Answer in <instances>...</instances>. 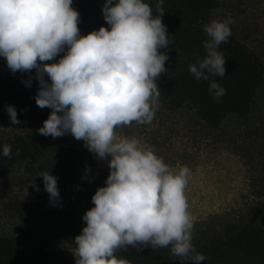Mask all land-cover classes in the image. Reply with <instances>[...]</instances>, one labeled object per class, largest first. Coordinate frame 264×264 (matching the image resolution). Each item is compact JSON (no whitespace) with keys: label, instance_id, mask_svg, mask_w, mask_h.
Wrapping results in <instances>:
<instances>
[{"label":"clouds","instance_id":"1","mask_svg":"<svg viewBox=\"0 0 264 264\" xmlns=\"http://www.w3.org/2000/svg\"><path fill=\"white\" fill-rule=\"evenodd\" d=\"M162 4L157 0L154 16L145 0H104L101 12L108 27L81 35L72 0H0V58L13 74L35 70V104L51 110L37 132L53 139L71 134L98 160H107L104 186L92 195L94 206L82 216L86 226L74 238L75 264H131L115 256L129 246L137 252L171 246L173 256L191 264L206 259L192 245L185 196L191 170L170 168L151 146L116 134L133 122L150 124L158 108L157 80L169 59L160 50L168 49L170 37ZM232 22L204 24L206 56L188 66L197 82L225 76L218 48L230 37ZM32 79L29 75L21 83L30 86ZM208 92L219 99L225 89L211 80ZM5 111L13 125L21 123L14 106L6 105ZM2 154L10 157L11 147L5 144ZM40 177L50 205L56 206L58 178L50 172Z\"/></svg>","mask_w":264,"mask_h":264},{"label":"trees","instance_id":"2","mask_svg":"<svg viewBox=\"0 0 264 264\" xmlns=\"http://www.w3.org/2000/svg\"><path fill=\"white\" fill-rule=\"evenodd\" d=\"M157 14V0H145ZM104 0H72L79 13L78 28L86 35L100 27L107 28L101 7ZM162 23L167 28L168 49H161L169 59L166 71L158 80L161 98L172 112L191 109L194 116L208 131L226 132L230 122L243 123L231 134L224 136L221 145L234 144L244 149L242 156L257 164L260 176L251 179L253 194L234 216L214 215L207 221L193 224L192 245L206 259L201 264H264V118L259 103L264 97V22L256 18L252 8L248 18L241 20V32L231 31L226 43L218 51L225 59V76H209V80L197 82L188 70L190 64L202 60L206 52L202 42L207 39L204 24L213 20L220 8V0H163ZM215 80L225 94L219 99L209 95V82ZM22 106L20 99L9 96V83L0 76V108L6 105ZM49 112H40L31 117L32 125L24 133L0 137V171H9L22 165L37 166L31 170L30 179L40 192H45L44 172L57 177L58 191L71 193L70 200L60 208L50 211L48 220L72 242L86 224L82 216L92 205L91 197L104 186L109 170L99 167L93 153L84 143L71 134L53 139L43 136L37 129L43 126ZM240 133V134H239ZM230 138V139H229ZM259 142L255 149V161L248 157L244 145ZM11 147L10 157L2 154L3 146ZM19 149V155H17ZM254 165V164H253ZM87 166V174H86ZM252 176L253 171H249ZM87 175V179H84ZM254 178V177H252ZM19 210H25L24 203ZM29 209H32L29 208ZM214 219H220L217 223ZM168 248L118 249L115 256L128 259L131 264H191L173 256ZM37 246L24 243L15 235L0 236V264H44L43 253Z\"/></svg>","mask_w":264,"mask_h":264},{"label":"rangeland","instance_id":"3","mask_svg":"<svg viewBox=\"0 0 264 264\" xmlns=\"http://www.w3.org/2000/svg\"><path fill=\"white\" fill-rule=\"evenodd\" d=\"M252 8L256 9V18L264 22V0H220V8L213 19L231 18L230 30L241 32V20L248 18ZM80 34L86 35L84 32ZM62 55L59 54L55 60ZM29 75L33 77L30 86L21 83L22 80L27 81ZM0 76L9 83V96L23 103L22 106L10 105L15 107L17 119L21 122L16 125L10 122L5 107L0 108V137L24 133L32 125L31 117L44 111L50 113V109H41L35 104L34 97L39 90L38 82L34 79L35 70L29 74H13L5 60L0 58ZM161 97L150 124L138 125L133 122L130 126L117 128L116 134L136 137L141 143L151 146L170 168L183 165L191 170L185 196L193 224L207 221L214 215L234 216L246 207L247 200L254 193L249 186L251 179L260 176L259 170H254L256 162L251 159L249 162L242 156L244 149L241 146L221 145L223 137H230L228 135L243 123H228L225 133L208 131L191 109L172 112ZM259 107L256 116L262 113L264 118V97H261ZM259 145V142L244 145L247 153H250L247 156L255 161L258 160L254 152ZM97 161L99 167H107V160ZM36 167L30 164L0 171V236L15 235L24 243L37 246V253H43L44 264H75V243L48 220L50 211L65 205L73 191L68 194L59 192V202L51 206L46 192L32 189L34 181L30 179L31 170ZM19 202L24 203L25 210H19ZM214 221L221 222L220 219Z\"/></svg>","mask_w":264,"mask_h":264}]
</instances>
